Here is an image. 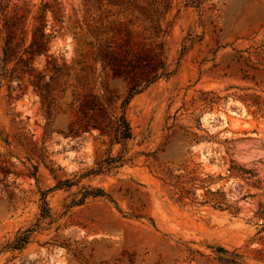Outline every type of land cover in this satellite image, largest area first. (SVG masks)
<instances>
[{
	"label": "rangeland",
	"instance_id": "obj_1",
	"mask_svg": "<svg viewBox=\"0 0 264 264\" xmlns=\"http://www.w3.org/2000/svg\"><path fill=\"white\" fill-rule=\"evenodd\" d=\"M16 7L51 36L0 60V264H264V0H0V54Z\"/></svg>",
	"mask_w": 264,
	"mask_h": 264
},
{
	"label": "trees",
	"instance_id": "obj_2",
	"mask_svg": "<svg viewBox=\"0 0 264 264\" xmlns=\"http://www.w3.org/2000/svg\"><path fill=\"white\" fill-rule=\"evenodd\" d=\"M24 14L22 12H19V7H16L14 9V12L12 14H6L4 16V20L2 23V28L4 32L3 36V44L1 45V54H0V60L1 61H8V56L13 55L14 58H17L14 62V66H19L22 70L24 69L23 66L31 67V65L26 62L27 59L23 56V53H33L34 51L36 52H41V49L36 46L35 48H32V46L37 43L38 45L42 42H46V38H49L51 36L50 33H46L43 30L39 31L37 35L33 37V39L29 42V44L25 47H21L25 43L26 39V33H25V28H24V20H23ZM38 16H36V19ZM36 29L38 30V25L36 26ZM162 43V42H161ZM160 43V44H161ZM109 49L108 51H105L103 55V60L106 61L107 64L110 63V61L107 59L111 55L110 51V45L107 46ZM22 48V51H20ZM119 48V47H118ZM129 51H132L131 48ZM141 51H135V53H140ZM159 53H162L160 50ZM158 53L156 52L155 55ZM28 57H32V55H28ZM12 59V58H11ZM13 66V67H14ZM156 74V73H155ZM56 75H50V79L53 80ZM135 88V87H134ZM42 90H45V88H41ZM137 91L135 89L133 92ZM48 90L46 89V95H47ZM131 92V94H133ZM129 96L125 99L128 100ZM74 123H83V125L87 126L88 123L86 122L85 118L83 115H78L76 119L73 121ZM106 127L108 128H101V131L104 133H107L110 136V140L113 141H119L124 138H127L131 134V128L128 119L125 116L124 113V107L121 108V112H110L108 121L105 124ZM122 156H117L113 157L112 161H122ZM110 165H113L110 163ZM102 166H100L99 169L101 170ZM249 171V170H248ZM89 193L92 194H104V190L100 187H95L93 188ZM43 203L45 204V209L42 210V215L45 213V211H48V208L46 206L47 202L44 198L43 195ZM28 235L27 234H22L21 236H18V238L15 239L13 242V245L16 246H21L26 240H27ZM214 250L217 253V258L222 260L223 262L227 263H234V264H239L241 262V257L242 254H240L237 251H229L226 247L223 245H217Z\"/></svg>",
	"mask_w": 264,
	"mask_h": 264
},
{
	"label": "bare ground",
	"instance_id": "obj_3",
	"mask_svg": "<svg viewBox=\"0 0 264 264\" xmlns=\"http://www.w3.org/2000/svg\"><path fill=\"white\" fill-rule=\"evenodd\" d=\"M229 110H230V113H231V112H234V111H232L233 109H232V110L229 109ZM234 113H235V112H234ZM235 114H236V113H235ZM237 115H238V114H237ZM235 116H236V115H235ZM210 117H211V116H210ZM219 117H220V116H219ZM227 117H228V116H227ZM213 118H214V117H213ZM222 118H223V121H222L223 124L226 125V124H227V119H226V116H225L224 114L222 115ZM230 118H231V116H230ZM233 118H234V117H233ZM208 120H209V119H208ZM211 120H212V119H211ZM206 121H207V120H206ZM207 124H208V123H207ZM228 126H229V125H228ZM203 151H204V150H203ZM207 151H208V150H207ZM207 151H206V152H207Z\"/></svg>",
	"mask_w": 264,
	"mask_h": 264
}]
</instances>
